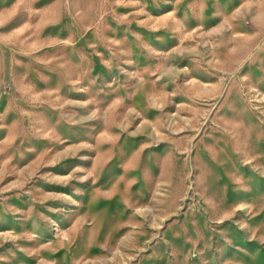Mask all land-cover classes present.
Masks as SVG:
<instances>
[{
	"label": "rangeland",
	"instance_id": "rangeland-1",
	"mask_svg": "<svg viewBox=\"0 0 264 264\" xmlns=\"http://www.w3.org/2000/svg\"><path fill=\"white\" fill-rule=\"evenodd\" d=\"M0 264H264V0H0Z\"/></svg>",
	"mask_w": 264,
	"mask_h": 264
}]
</instances>
